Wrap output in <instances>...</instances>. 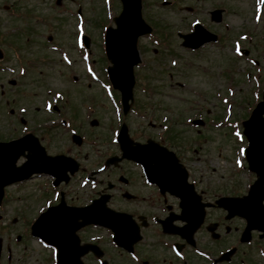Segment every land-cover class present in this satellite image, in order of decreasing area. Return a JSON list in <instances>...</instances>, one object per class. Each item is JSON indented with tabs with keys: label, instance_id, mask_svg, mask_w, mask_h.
Instances as JSON below:
<instances>
[{
	"label": "rangeland",
	"instance_id": "obj_1",
	"mask_svg": "<svg viewBox=\"0 0 264 264\" xmlns=\"http://www.w3.org/2000/svg\"><path fill=\"white\" fill-rule=\"evenodd\" d=\"M16 1L17 7L25 9L26 18H7V12L0 6L2 13L0 44L6 49L7 65L11 67L17 65L11 51L13 44L17 46L16 49L21 53L22 59H30L32 65L30 74L27 73L24 77L17 78L15 74L0 72V86H2L0 131L8 134L11 132L10 128L16 126L14 121H10L12 116L5 114L6 107H26L27 111L22 116L28 118L30 115L43 114V99L49 97L47 90H51L47 87L59 91L68 90L72 96H75L77 90V95L82 92L80 96L84 98L88 96L90 102L85 99L79 101L75 97L71 98L64 108L68 113H72L74 119H78L79 116L83 124L82 127L79 125V132L86 134L89 141L95 139L96 154L89 141L82 146H76L68 133H64L61 138L54 136L51 143L44 142V139L43 144L50 152L58 150L71 154L73 157L76 156L75 159L82 166L94 168L102 164L101 161L106 154L117 151V145L112 143L111 138L112 130L118 128L115 127L118 120L110 102L111 98L110 100L105 98V95L111 94L112 89L109 87L108 91L102 90L103 86L101 87L98 80H90L86 72L90 69L93 77L98 76L101 77V81L102 79L106 81L101 39L104 27L112 24L111 17L119 10V2L59 0L58 5L57 0ZM162 1L142 0L144 19L149 24L156 25V32L162 31V28H165L164 33L170 31L169 37L166 36L169 49H165L159 40H157L159 45L154 43L152 37L143 38L138 44L142 62L135 74L134 106L139 111L132 112L125 119L131 129H128L129 135L138 142H144L146 136H156V138L162 136L165 125H169L172 128L171 134L167 142L164 141V145L174 151L180 162L191 170L193 178L198 180L199 187L205 188L203 200L207 197L208 202H213L216 198L213 193L217 191L225 195H242L246 193L254 175L247 170L245 159L241 156L246 141L242 139L241 132L239 133L233 124L239 123L242 131L241 122L250 113L252 97L254 98V91L257 90L254 77L258 73H264L262 59L264 58V11H261L264 6L258 7L256 0H168L172 1L171 4H162ZM1 2L2 0L0 4ZM189 6L195 8L192 13L186 10ZM221 6L227 9L223 14L222 24L211 23L207 12ZM78 8L81 18L88 22L86 30L90 37V60L93 61L91 68L86 67L84 57L79 56L80 53L78 54L74 49L75 18L70 16V12L74 10L76 12ZM196 18L207 25V28L223 33L224 41L222 39L220 45H209L196 53L183 48L181 38L175 31L177 29L187 31L192 20ZM48 35L52 36L53 45L58 47L57 51L47 47L45 38ZM244 35H247L245 39ZM26 36L29 42L25 41ZM234 39H237L234 41L236 54L238 55L237 48L241 53L243 49H247L248 56L235 55L232 49ZM64 53H67L71 59V66L62 62V59H65ZM251 58L260 60L259 67L252 65ZM228 69L229 75L225 73ZM40 70L42 71L39 73ZM73 76L76 78L73 79ZM13 79L15 83L10 85ZM89 80L90 87L87 90L84 86ZM143 88L149 89L143 91ZM222 98L229 99L231 103L222 104ZM89 103L92 106L86 111L92 115L84 122L83 111ZM224 108H229L230 111ZM93 117L98 123L90 126ZM192 118L219 119L224 121V124L218 126L209 122L203 127H194L187 122ZM12 123L14 125H11ZM228 123L233 124L226 128ZM119 167L122 168V172L134 177L130 191L141 195L148 190H140L138 171L133 166L121 164ZM80 180L78 175H74L70 184ZM46 184L47 179L40 177L21 186H11L7 189L8 200L0 207V264H50L45 256L47 252L43 250L37 239H31L29 232V222L36 218L37 210L45 205L44 199L50 197V195L42 196L46 191ZM78 188L80 192L66 195L67 204L74 205L86 201L87 197L84 193H90L89 186L85 185L81 188L78 184ZM73 189L77 190L76 183L70 187V190ZM113 205L116 209L123 207L126 210L149 214V210L140 202L125 203L118 198L113 201ZM206 211L207 217L212 221L222 213L218 206L210 207ZM243 224L241 218L231 219L228 222L231 234L226 238L230 239L237 234ZM235 226L238 228L236 231H234ZM150 231H153V228L145 229V235ZM218 243L203 238L200 246L216 251L219 244L223 246L222 242ZM261 246L264 248V240H254L250 245L240 247V250H249L248 264H264V249ZM105 248L110 255L106 256L107 264L130 263L127 257L113 251L109 245L106 244ZM87 264H96V262L91 259Z\"/></svg>",
	"mask_w": 264,
	"mask_h": 264
},
{
	"label": "water",
	"instance_id": "obj_2",
	"mask_svg": "<svg viewBox=\"0 0 264 264\" xmlns=\"http://www.w3.org/2000/svg\"><path fill=\"white\" fill-rule=\"evenodd\" d=\"M123 9L121 14L115 19L117 24L116 29H109L106 35L108 54L114 63L111 69L112 82L114 87L119 88L122 93L124 102L131 97V87L133 79L131 75V63L136 61L135 58V41L136 37L145 32H149L150 28L144 23L140 15V0H121ZM192 34L183 35V45L196 46V43L202 41V38L194 39ZM118 53H120L118 55ZM134 59L133 61H130ZM264 99L260 102L252 112L250 118L243 123L244 131L248 140V148L246 149V158L249 164V169L256 172L258 175L257 180L250 187L248 194L242 198H221L217 203L229 212L228 217L238 214L247 220L245 232L242 235V240L249 238L250 229H258L264 232V207L262 206V199L264 198ZM119 142L121 148L126 151L127 157L136 161L146 164L148 167L156 170V173L162 175L177 176L180 170V164L174 157V154L167 151L163 147L156 145L152 148V143L148 145L136 144L131 145L130 140L126 134V129L123 127L120 131ZM11 145L4 146L8 149ZM157 148V149H156ZM47 158V157H46ZM43 164L49 165L55 170L53 174L59 175L70 170L72 173L75 169L73 162L69 158L62 156L49 157L45 159ZM152 163V164H150ZM8 170L3 171L0 169V194L4 183H7L11 178ZM5 178H9L7 182H3ZM173 185H177V189L184 190V187L178 184V180L170 181ZM191 189L190 187L186 189ZM189 197L183 196L182 209L189 210L195 218L198 219L197 224L202 220L204 204L188 206L187 201ZM83 217H87V222H94L103 225H109L111 228L117 229V235L123 237V231H131L130 216L122 213L111 212L104 206V201L97 202L90 208L79 210ZM66 211H50L46 216L41 215L36 223L35 235L40 236L42 239L58 243L61 238V231L65 230L68 218ZM77 215V213H76ZM81 223L80 225H82ZM196 224V225H197ZM76 229L79 227L75 225ZM75 229V228H73ZM73 229L70 231L72 233ZM134 232V231H133ZM63 239L72 236L68 231L62 232ZM61 251V250H60Z\"/></svg>",
	"mask_w": 264,
	"mask_h": 264
},
{
	"label": "flooded vegetation",
	"instance_id": "obj_3",
	"mask_svg": "<svg viewBox=\"0 0 264 264\" xmlns=\"http://www.w3.org/2000/svg\"><path fill=\"white\" fill-rule=\"evenodd\" d=\"M3 8L5 10L9 9L7 6H4ZM18 10L19 12H15ZM25 14V9L15 8L13 9V13L8 15L7 18L24 19L26 18ZM0 20H2L1 12ZM5 73H7L8 75L15 74L10 72ZM0 88H2V86H0ZM42 111L43 114L32 116L30 115L28 118H23L21 117V115L19 117H16L15 109H12L10 111V115L12 116V119L10 121H14L16 126L10 128L11 132H8V134L0 131V141H10L22 136L23 134L31 133L36 135L39 142L44 146V139V142L51 143L53 142L54 136H58L61 138V136L64 135L60 127L61 125H58L55 118H52L51 120L46 119V116L48 114L44 110ZM52 112L60 114V109L53 110ZM14 123H12L11 125H14ZM22 126L25 128V130L23 131ZM17 130H19V132ZM45 150L47 151V153L52 155L62 153L58 150L56 152H50L46 148ZM133 167L138 171L140 190L148 189L144 194L140 195L135 193V191H130V187L134 181V177L130 176L128 173L122 172V168L120 167H105L104 169H102V171H97V169L95 168L91 169L88 179L94 182V188H91V186L89 185L90 193H84V196L87 197L84 203H87L90 199L96 197L98 194L105 192L110 194L109 205L112 207H114L113 201L120 198L125 203L140 202L145 206V208L149 210V214L136 213L134 212V210L132 211L133 215H141V217H144L143 222H145L146 226L148 225V223H150L151 219H153V221L155 222V224H153L155 230L148 232L146 235L144 232L145 236L142 234L141 240L135 245L134 249V252L136 251L135 254H137L138 256V261L135 262L131 259H128V261L130 260L129 264H204L207 262L206 259L202 255L194 252V250H196L201 253L204 252L206 254H209L210 249L200 246V244H202L203 238L211 239L213 242L223 243L222 247L218 243L219 246H217L215 249L216 251H218V253H216L214 257L224 251V247L226 246V244L235 242L236 234H234L233 237H230V239L226 238L230 236L231 229L228 225L225 224V221H223V219L215 220V237H212V235H210L206 222L200 225L191 237V240L194 242V246H191L186 238L181 235V231H171L174 233H166L165 231H163L160 223L161 220H164L167 217H171L173 220L170 225L171 228L180 227L182 225V222L177 219L180 212L179 198L172 195L168 191H160L157 184L152 185L146 183L142 169L136 166ZM122 176L125 180L124 182H119ZM108 181L112 182L113 189L111 188L112 190L106 192L105 188L108 184ZM189 181L193 182L190 178ZM196 190L201 195V199L203 200L204 190L197 188ZM124 191L127 192L126 196L122 194ZM206 198L203 201H207ZM84 203H79L76 205H83ZM92 228L95 227L87 226L78 231V249H80L81 243L98 245L103 251V257L101 258L102 264H107L108 262L106 260V256L109 255L107 254V251L105 249L107 242L103 239H97V232L91 230ZM121 253L124 254L123 252ZM91 259H93L94 261L97 260V257L91 251L86 253L82 257L84 264H87V262Z\"/></svg>",
	"mask_w": 264,
	"mask_h": 264
}]
</instances>
